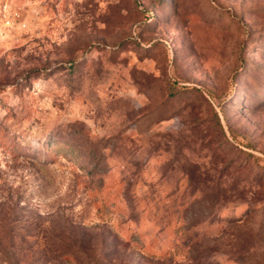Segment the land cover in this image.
Returning <instances> with one entry per match:
<instances>
[{
    "label": "rangeland",
    "instance_id": "rangeland-1",
    "mask_svg": "<svg viewBox=\"0 0 264 264\" xmlns=\"http://www.w3.org/2000/svg\"><path fill=\"white\" fill-rule=\"evenodd\" d=\"M0 264H264V0H0Z\"/></svg>",
    "mask_w": 264,
    "mask_h": 264
}]
</instances>
